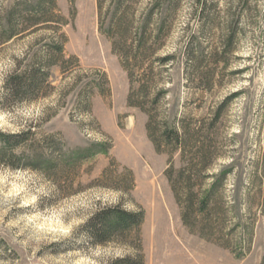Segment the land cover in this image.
Returning a JSON list of instances; mask_svg holds the SVG:
<instances>
[{"label": "rangeland", "instance_id": "374dc122", "mask_svg": "<svg viewBox=\"0 0 264 264\" xmlns=\"http://www.w3.org/2000/svg\"><path fill=\"white\" fill-rule=\"evenodd\" d=\"M12 1L0 0V11ZM149 1L139 0L137 7ZM214 1L217 6L209 16L213 22L200 33L190 0H182L158 53H175L174 63L164 72V108L194 120L202 115L208 119L218 101L235 94L218 124L222 155L211 168L230 169L221 187L229 246L191 233L182 224L163 174L167 155L156 152L147 138L146 115L126 103L127 76L109 40L99 32L97 0H56V12L67 21L57 27L56 35L66 37V56L78 60L65 72L51 68L54 89L49 96L0 106V130L16 132L31 124L36 137L55 134L64 157L92 154L80 164L75 186L81 183V188L67 196L44 171L0 163V264H106L132 253L131 247L117 243L92 246L78 230L97 207L116 204L144 211L140 231L144 264H264V0ZM237 16L233 50L222 56L226 62H209L214 84L202 94L184 79L183 45L193 35L205 52L219 51V37ZM53 33L41 29L0 45V91L12 57L24 53L37 37ZM102 73L108 84L101 89L108 85L110 93L101 95L93 88L90 111L79 112L77 94ZM105 144L108 151H98V145ZM106 167L112 177L126 175L124 168L131 170L133 187L127 191L102 186L98 179Z\"/></svg>", "mask_w": 264, "mask_h": 264}, {"label": "trees", "instance_id": "16d2710c", "mask_svg": "<svg viewBox=\"0 0 264 264\" xmlns=\"http://www.w3.org/2000/svg\"><path fill=\"white\" fill-rule=\"evenodd\" d=\"M138 1L109 0L104 5L102 0H97L99 32L109 40L112 52L126 73L127 105L146 115L147 138L156 152L167 155L163 174L182 224L189 232L228 247L224 233L227 212L221 187L230 169L211 172V168L222 155L218 124L225 106L235 94L218 101L208 119L202 115L194 120L191 115H179L171 108H164L163 101L167 96L164 72L174 63L175 53L161 55L158 52L182 0H150L142 8L137 7ZM190 4L191 12L200 21L199 32L203 33L206 24L213 22L209 16L217 5L214 0H190ZM56 9V0H13L8 9L0 11V45L41 29L49 28L54 32L47 38L37 37L24 53L12 57V66L0 91V106L31 103L49 96L54 89L50 81L51 68L57 66L65 72L73 61L77 62V57L66 56L64 52L66 37L62 33L56 35L57 27L67 23ZM239 19L237 16L229 21L228 31L219 37V51L205 52L193 35L188 36L183 45L184 79L186 83L196 85L202 94L214 84L215 73L209 62L215 65L220 61L224 63L222 56L233 50ZM103 84H108L104 73L85 83L77 94L79 112L90 111L93 88H98L101 95L110 93L108 85L105 91L101 89ZM60 146V139L53 133L36 137L31 124L16 132L0 130V163L10 168L29 167L44 171L57 184L62 196L72 195L82 186L81 183L75 186L81 161L92 152L64 157ZM108 149V144L98 145V151L106 153ZM175 155L178 164H175ZM124 169L126 175L112 177L106 167L98 181L102 186L129 191L133 187V174ZM143 219L141 207L127 210L120 204L103 205L97 207L78 230L92 246L117 243L133 250L110 259L106 264H144L140 240Z\"/></svg>", "mask_w": 264, "mask_h": 264}, {"label": "bare ground", "instance_id": "6f19581e", "mask_svg": "<svg viewBox=\"0 0 264 264\" xmlns=\"http://www.w3.org/2000/svg\"><path fill=\"white\" fill-rule=\"evenodd\" d=\"M150 190H151V188H150ZM154 190V189H153ZM152 198V197H151Z\"/></svg>", "mask_w": 264, "mask_h": 264}]
</instances>
